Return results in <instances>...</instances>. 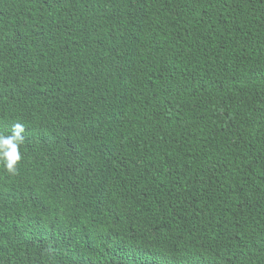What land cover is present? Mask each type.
Returning <instances> with one entry per match:
<instances>
[{"label": "trees", "instance_id": "1", "mask_svg": "<svg viewBox=\"0 0 264 264\" xmlns=\"http://www.w3.org/2000/svg\"><path fill=\"white\" fill-rule=\"evenodd\" d=\"M0 264H264V0H0Z\"/></svg>", "mask_w": 264, "mask_h": 264}, {"label": "clouds", "instance_id": "2", "mask_svg": "<svg viewBox=\"0 0 264 264\" xmlns=\"http://www.w3.org/2000/svg\"><path fill=\"white\" fill-rule=\"evenodd\" d=\"M24 125L16 123L9 135L0 134V163L9 173H16L22 160L20 146L23 142Z\"/></svg>", "mask_w": 264, "mask_h": 264}]
</instances>
